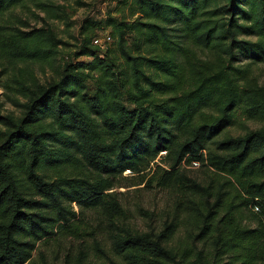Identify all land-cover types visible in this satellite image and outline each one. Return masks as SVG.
Segmentation results:
<instances>
[{"label": "trees", "instance_id": "1", "mask_svg": "<svg viewBox=\"0 0 264 264\" xmlns=\"http://www.w3.org/2000/svg\"><path fill=\"white\" fill-rule=\"evenodd\" d=\"M27 1L0 0V15ZM123 1L129 17L106 20L114 48L93 44L98 23L87 19L76 56L89 60L57 79H15L22 114L0 112V264H55L35 258L40 243L80 236L86 211L108 226L118 264H264V125L220 137L240 109L264 122L251 75L264 62V0ZM63 44L49 25L0 29L11 65L0 86L12 66L50 64ZM159 157L173 216L142 232L120 222L113 189ZM193 162L229 179L212 194L182 170Z\"/></svg>", "mask_w": 264, "mask_h": 264}, {"label": "rangeland", "instance_id": "2", "mask_svg": "<svg viewBox=\"0 0 264 264\" xmlns=\"http://www.w3.org/2000/svg\"><path fill=\"white\" fill-rule=\"evenodd\" d=\"M108 17H129L128 2L125 3L123 0H28L25 4L0 15V29H7V27L30 29L49 25L55 30L57 36L65 41L50 64L20 62L11 67L10 77L6 82H1L2 86H0L1 115L18 117L22 114V107L15 102V99L20 103H23L25 99L17 93L15 79L26 82L57 79L58 70L66 63L89 60L90 58L86 56H76L82 39L81 26L85 20L90 19L98 23L96 37L111 36V29L106 26ZM114 41V37L111 36L108 43L98 47L101 50L108 47L114 48ZM93 44L95 45L94 41ZM199 51L203 58L207 57L204 55L205 52ZM246 63L247 61L241 65L244 66ZM5 65L8 69L11 66L6 61L0 62V70H4ZM20 68L24 71L23 75L20 74ZM251 75L264 86V62L254 64ZM263 125L264 122L248 118L240 109L236 113L234 124L228 127L220 137L243 136ZM0 129L3 127L0 126ZM160 160L161 157L148 169L138 173L126 171L123 177L119 178L118 186L113 189L124 209L120 222L142 232H159L163 223L170 221L173 216L176 196L173 191L158 184L162 174V171H157ZM182 170L191 178L210 187L212 194H215L220 183L229 179V176L219 173L213 167L202 166L200 163L197 165L184 163ZM81 217L86 221V228L81 230L80 236L66 238L59 236L50 241H43L40 243L39 250L35 252V258L44 257L55 264H118L120 259L110 248L108 226L101 221L99 214L95 211H86L81 214ZM84 231L88 232L84 234ZM185 232V227H182L178 236L184 235Z\"/></svg>", "mask_w": 264, "mask_h": 264}, {"label": "built area", "instance_id": "3", "mask_svg": "<svg viewBox=\"0 0 264 264\" xmlns=\"http://www.w3.org/2000/svg\"><path fill=\"white\" fill-rule=\"evenodd\" d=\"M111 40V36L110 35H106L104 38L102 37H95L94 39V43L95 45H100L103 46L105 43H108ZM194 164H199L198 162H193Z\"/></svg>", "mask_w": 264, "mask_h": 264}]
</instances>
